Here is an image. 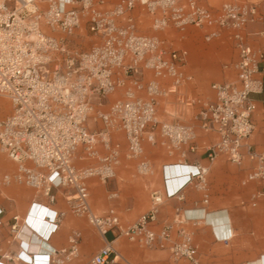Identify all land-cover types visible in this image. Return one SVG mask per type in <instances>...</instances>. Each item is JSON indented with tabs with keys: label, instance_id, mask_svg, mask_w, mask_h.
Masks as SVG:
<instances>
[{
	"label": "built area",
	"instance_id": "obj_1",
	"mask_svg": "<svg viewBox=\"0 0 264 264\" xmlns=\"http://www.w3.org/2000/svg\"><path fill=\"white\" fill-rule=\"evenodd\" d=\"M138 9L151 17L155 31L195 27L207 42L229 37L239 54L235 78L213 83V98L183 92L193 79L185 69L187 51L170 49L158 35L140 33L134 14ZM260 18V5L248 2H226L214 9L201 0H0V111L7 109L2 98L10 107L0 115V150L16 164L6 182L29 185L51 203L56 202L53 190H66L71 212L86 217L106 239L92 264H129L118 259L114 246L121 235L151 249L169 245L174 261L202 264L191 231L181 229L174 240L173 224L156 229L159 191L151 193L152 207L124 226L113 206L103 215L94 213L88 182L116 177L123 154L113 133L124 134L125 156L137 160L141 175L152 172L145 141L160 143L186 160L198 150V129L217 136L205 149L210 163L220 155L241 163L255 131V97L264 90V50L247 42L245 28ZM83 29L97 37L87 49L74 39ZM117 91L122 98L102 111L100 106ZM169 93L191 106V121L160 119V98ZM259 158L263 163L264 152ZM194 167L187 182L208 203L210 166ZM258 178H264V164L249 175ZM118 197V191L109 192L110 200ZM55 217L56 224L60 215ZM56 230L57 224L51 234ZM80 239V231H73L69 248L44 253L38 264H71Z\"/></svg>",
	"mask_w": 264,
	"mask_h": 264
},
{
	"label": "crops",
	"instance_id": "obj_2",
	"mask_svg": "<svg viewBox=\"0 0 264 264\" xmlns=\"http://www.w3.org/2000/svg\"><path fill=\"white\" fill-rule=\"evenodd\" d=\"M204 1L218 6L226 2L259 4L261 18L247 24L245 37L251 46L264 50V0ZM235 49L233 64L239 55ZM187 64L189 71H186L193 75L187 90L195 97L213 98L215 91L207 83L208 72L201 59L187 51ZM225 68L228 70L223 71L224 82L233 80V65ZM260 76L264 82V71ZM255 99L258 107L253 115L255 131L249 138V148L243 149L241 163L231 162L225 155L210 163L205 149L216 142L217 136L198 129V150L189 153L186 160L169 154L158 143L149 146L145 155L152 165L149 175H141L133 167L119 168L111 185L119 192V201L113 207L121 221L128 222V216L137 219L148 211L152 207L151 193L157 190L162 202L158 205L156 229L173 224L174 240L179 239L181 229L191 231L202 264H264V178L249 179L264 164L259 158L264 152V90ZM196 163L210 166L208 203H203V193L187 182ZM13 173L11 161L0 154V264H38L44 260L41 254L48 248H69V236L75 230L80 231L81 239L78 255L71 264H92V258L106 243L99 230L86 217L68 210L62 190L52 191L56 202L51 203L29 185L6 182L5 176ZM180 195L184 198L180 199ZM110 207L111 202L106 201L104 208ZM56 213L60 215L57 230L51 234L56 227ZM114 246L118 259L129 264H191L187 259L174 261L169 245L145 249L121 235L114 239Z\"/></svg>",
	"mask_w": 264,
	"mask_h": 264
},
{
	"label": "rangeland",
	"instance_id": "obj_3",
	"mask_svg": "<svg viewBox=\"0 0 264 264\" xmlns=\"http://www.w3.org/2000/svg\"><path fill=\"white\" fill-rule=\"evenodd\" d=\"M201 1L206 6L214 9L221 7L218 5H214L212 1L209 4L206 3L204 0ZM134 14L138 26V31L140 33L158 35L160 38L165 40L166 45L170 49H184L187 50L190 54H194L197 59L200 58L203 62L202 65L204 66L205 71L208 72L207 83L209 86H211V84L213 83L224 82L223 71H225V69L228 70L227 68H225L226 66L233 65V63H231V60L232 57H234V54L236 53V49L233 45L234 43L229 37L223 35L218 39L212 40L211 42H207L204 40L203 30L195 27H189L185 32L178 31L171 27L162 31H155L152 28V19L149 15H147L140 9L136 10ZM74 39L80 45V47L85 49L90 48L97 41V37L89 34L84 29L82 31H79L78 34L74 37ZM185 69H189L188 64ZM187 87L183 89V92L187 93L190 96L192 94L189 92V90H187ZM120 98H122L121 91L111 93L108 99L106 100V104L104 106H100V109L102 111H107L110 104ZM1 100L6 104L7 109H5L4 111H0V115L5 116L10 112L9 101L3 98ZM173 101L174 104H172ZM193 113L194 111L191 106H187L184 103H181L178 100V96L176 94L169 93L167 96H162L160 98L159 117L163 121L189 122L192 119ZM91 126L92 128L96 127V125L93 124V121L91 122ZM113 139L115 141L120 142L122 147V164L119 168L133 167L134 169H136L137 160L128 159L125 156L127 141L124 137V134L113 133ZM151 145L152 144L147 141L144 142L145 155L148 154L149 146ZM0 154L3 157L9 159L6 154L1 150ZM11 163L13 164V170L15 171L16 164L13 161H11ZM115 179L116 177L108 182H103L98 177H92L89 179L88 184L90 190V203L96 215H103L107 211L108 208H104V206L106 205V201L111 202L112 206L114 205V203L119 201L120 197L113 200H110L108 198L109 192L112 190H116L113 188V184L111 185V183H113ZM109 185L111 186L110 188ZM106 186L107 189L106 191H104V187ZM62 191L63 200L65 201L66 190L63 189ZM68 210H70L69 207ZM128 220V222L121 221V224L124 226L130 225L134 223V221H136L137 219L136 217L129 218L128 216ZM108 236H111V234L109 233ZM144 248L146 249L145 246Z\"/></svg>",
	"mask_w": 264,
	"mask_h": 264
},
{
	"label": "bare ground",
	"instance_id": "obj_4",
	"mask_svg": "<svg viewBox=\"0 0 264 264\" xmlns=\"http://www.w3.org/2000/svg\"><path fill=\"white\" fill-rule=\"evenodd\" d=\"M37 241H38V244H40V245L42 244V243H41L42 241H40V240H37ZM51 250H52V248H48V249L45 251V253H47V252H49V251H51ZM41 255L44 256V254H41Z\"/></svg>",
	"mask_w": 264,
	"mask_h": 264
}]
</instances>
